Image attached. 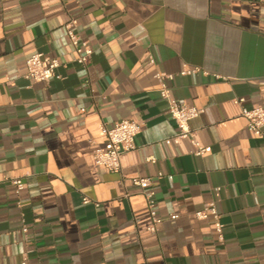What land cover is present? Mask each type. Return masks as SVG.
Masks as SVG:
<instances>
[{"label": "crops", "instance_id": "1", "mask_svg": "<svg viewBox=\"0 0 264 264\" xmlns=\"http://www.w3.org/2000/svg\"><path fill=\"white\" fill-rule=\"evenodd\" d=\"M38 52L60 64L47 83L25 77ZM156 73L202 111L204 155L173 138ZM236 99L264 106V0H0V264H264V143ZM121 120L140 125L134 149L118 172L96 166ZM209 202L222 240L194 215Z\"/></svg>", "mask_w": 264, "mask_h": 264}, {"label": "built area", "instance_id": "2", "mask_svg": "<svg viewBox=\"0 0 264 264\" xmlns=\"http://www.w3.org/2000/svg\"><path fill=\"white\" fill-rule=\"evenodd\" d=\"M76 21L71 19L64 25V30L67 38L75 54L74 61L81 66H85L87 60L91 57L93 51L89 44L82 40L79 35L74 32ZM59 62L55 58L46 56L44 53H35L25 61V77L34 83H47L55 76V71L59 67ZM193 71L184 70L181 74H187ZM160 81V86L157 89L159 96L167 102L169 115L176 126V133L174 139L190 140L193 144V155L202 156L205 153V148L199 144L195 137V132L191 129L189 123L196 119L201 114V110L195 106H191L182 99H174L169 95V89L165 80L171 79V75L164 73H156L154 75ZM236 104L241 105V115L247 121L248 129L264 143V106L259 104L251 105L250 107L242 106V100L236 99ZM102 130L106 136V143L104 147H95L93 149V163L96 166L104 167L110 171H120V158L123 154L134 149V141L136 136L140 133V125L132 120H121L115 122L110 127L105 124L102 125ZM162 177L161 174L158 175ZM12 184L15 188V193H19L23 187L22 179H12ZM133 184L141 188H148L151 183L148 178H137L133 180ZM147 208L150 213L152 224L148 230L152 233L156 232V226L160 220L156 217L154 212V201L152 192H143ZM86 204L89 202L83 199ZM195 217L199 220H206L211 218L214 222V228L220 240H222L223 225L220 221V215L215 207V203H206L200 211H197ZM173 218H177L176 215ZM23 232L27 229L24 227ZM21 264H28L26 258H23Z\"/></svg>", "mask_w": 264, "mask_h": 264}]
</instances>
